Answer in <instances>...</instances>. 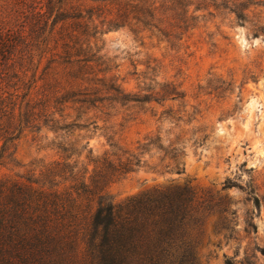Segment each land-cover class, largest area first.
Wrapping results in <instances>:
<instances>
[{"label": "trees", "instance_id": "trees-1", "mask_svg": "<svg viewBox=\"0 0 264 264\" xmlns=\"http://www.w3.org/2000/svg\"><path fill=\"white\" fill-rule=\"evenodd\" d=\"M98 24L175 38L186 30V0H0V164L23 132L43 128L58 155L40 174L52 187L0 181V264H197L196 233L209 210L194 188L107 200L104 188L133 171L135 154L81 159L74 147L73 129L96 122L88 112L156 101L107 75L91 42Z\"/></svg>", "mask_w": 264, "mask_h": 264}, {"label": "rangeland", "instance_id": "rangeland-1", "mask_svg": "<svg viewBox=\"0 0 264 264\" xmlns=\"http://www.w3.org/2000/svg\"><path fill=\"white\" fill-rule=\"evenodd\" d=\"M97 31L91 42L107 75L125 93L156 99L90 111L96 122L73 129L81 159L135 154L133 171L108 183L104 198L186 184L209 210L196 233L197 264H264V0H186V30L175 38L142 26ZM45 135L19 136L0 181L53 186L40 176L58 159Z\"/></svg>", "mask_w": 264, "mask_h": 264}]
</instances>
